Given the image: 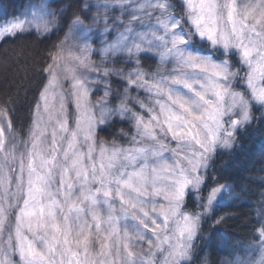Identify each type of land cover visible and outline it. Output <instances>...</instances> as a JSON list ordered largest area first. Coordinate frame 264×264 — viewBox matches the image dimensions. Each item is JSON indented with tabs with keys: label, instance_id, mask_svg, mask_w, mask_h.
Instances as JSON below:
<instances>
[{
	"label": "snow or ice",
	"instance_id": "snow-or-ice-1",
	"mask_svg": "<svg viewBox=\"0 0 264 264\" xmlns=\"http://www.w3.org/2000/svg\"><path fill=\"white\" fill-rule=\"evenodd\" d=\"M83 10L48 53L26 140L0 106V264H195L201 224L231 194L210 172L218 150L264 108V0ZM55 16L41 3L3 19L0 43L51 39ZM260 215V259L240 264H264Z\"/></svg>",
	"mask_w": 264,
	"mask_h": 264
},
{
	"label": "trees",
	"instance_id": "trees-1",
	"mask_svg": "<svg viewBox=\"0 0 264 264\" xmlns=\"http://www.w3.org/2000/svg\"><path fill=\"white\" fill-rule=\"evenodd\" d=\"M35 1L39 0H0V8L7 13L6 17L0 18L1 22L25 11ZM84 3L85 0H54L53 6L58 13L61 31L51 39H45L34 32L0 43V106L7 107L5 102L10 103L13 130L23 138L27 137L32 109L45 82L42 69L50 63L48 53L54 44L64 38L73 19H84ZM85 23L89 21L85 20ZM144 63L150 71L159 65L158 59ZM262 112L264 108L252 104L250 115L253 119L237 128L232 149L218 150L210 172L221 184L231 185V194L227 203L214 207V219L203 222L200 229L203 239H198L197 251L192 259L195 264H225L226 261H234L244 257L247 249L259 242L255 230L261 223L260 213L264 207ZM117 128L129 131L126 124H119ZM110 132H100L98 135L111 141L115 130ZM219 218L223 219L216 223Z\"/></svg>",
	"mask_w": 264,
	"mask_h": 264
},
{
	"label": "rangeland",
	"instance_id": "rangeland-1",
	"mask_svg": "<svg viewBox=\"0 0 264 264\" xmlns=\"http://www.w3.org/2000/svg\"><path fill=\"white\" fill-rule=\"evenodd\" d=\"M53 2H54V0H39V1H35V2H33L30 6H32V7H38L41 3H47L48 4V6H49V8H50V10L51 11H54L55 13H56V16L54 17L57 21H58V13H57V10H55V8L56 7H54L53 6ZM91 2H94V0H92ZM28 9V8H27ZM27 9L25 10V11H27ZM93 11H95V9H93ZM116 14H118V13H116ZM53 17H49V19H52ZM0 22H1V20H0ZM58 26H59V22H58ZM60 28V27H59ZM33 32H35V30H33ZM97 45H93V47H96ZM93 59L94 60H96V59H98V57H96V56H93ZM170 65H166V66H163L162 68H161V71H167L168 70V67H169ZM235 90L236 91H240V92H243L244 91V88L243 87H239V86H236L235 87ZM96 98H98L97 96H93V99H96ZM228 100V98L226 97V101ZM253 105H256V106H260L259 104H253ZM251 108V107H250ZM245 124H247V123H245ZM239 128V127H238ZM14 131V130H13ZM14 133L17 135V137H19V139L20 140H26L27 139V137L26 138H23V137H21L20 135H18L15 131H14ZM232 147H233V145H232ZM232 149V148H231ZM231 149H222V150H227V151H229V150H231ZM219 150H221V149H219ZM230 198V195H228V196H225V198L222 200V201H220V203L218 204V205H220V204H222V203H227L228 202V199ZM203 224V223H202ZM202 224H201V227H202ZM198 239L194 242V244H195V248H194V254H193V256H192V259H193V257H194V255L196 254V251H197V245H198ZM247 253H246V255L244 256V257H238L236 260H234V261H228L229 262V264H240V262L241 261H243V262H248V261H258L259 259H260V256H261V249L259 248V242H258V244L257 245H255L253 248H249V249H247V251H246ZM158 258H160L159 257V254H158Z\"/></svg>",
	"mask_w": 264,
	"mask_h": 264
}]
</instances>
